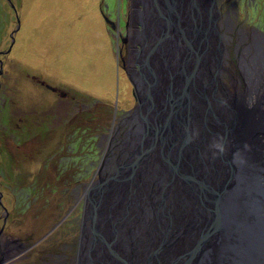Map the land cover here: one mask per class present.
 <instances>
[{
	"label": "rangeland",
	"instance_id": "obj_1",
	"mask_svg": "<svg viewBox=\"0 0 264 264\" xmlns=\"http://www.w3.org/2000/svg\"><path fill=\"white\" fill-rule=\"evenodd\" d=\"M10 1L9 5L8 0H0V52L7 51L10 36L18 27L13 6L22 23L23 39L18 42L16 38L13 55L0 57L4 61V73L0 77V192L7 210L0 205V227L6 218V232L29 238L32 248L25 254L31 257L28 264L38 258H44L43 264H55L58 258L50 262L48 255L58 253L56 249L60 246L65 249L61 252L79 250L73 256L77 260L73 264H92L89 260L111 264L113 257L109 258L108 252L100 247L103 243L98 242L101 238L105 240V232L95 241L98 252L94 251L93 257L89 255L94 239L89 221L84 224L81 236L84 217L89 213L87 194L92 186L111 177V171L123 164L121 159L126 150H133L142 142L137 140L138 135L130 134V140L125 143L127 134H124L118 153L113 156L111 171L105 174L98 169V145L106 135L114 134L122 119L126 118L122 130L126 132L136 116L140 122L151 118L144 111L140 115L143 99L134 74L136 69L131 65L132 54L141 48L132 42L135 32L129 40L128 53L117 36L118 26L124 24L128 11H132L133 21L142 24L144 13L151 18L156 12H142L144 5L138 0ZM214 1L219 11L218 21L227 14L231 20L237 18L238 26L244 23L246 28L264 37V0ZM220 11L224 14L221 17ZM150 18L146 23H152ZM153 22L159 29V23ZM162 48L163 45L161 51ZM120 50L125 54L124 64ZM185 78L184 75L183 81ZM152 90L147 94L148 100L154 98ZM190 96L191 87L185 99L188 101ZM88 148L96 150V165L89 171L85 170ZM79 179L85 185L74 184ZM6 182L11 184L1 186ZM122 185L114 188L119 190ZM110 194L115 195L109 193L108 200L112 201ZM101 210L96 219L103 227L105 210ZM124 221L121 226L126 225Z\"/></svg>",
	"mask_w": 264,
	"mask_h": 264
},
{
	"label": "bare ground",
	"instance_id": "obj_2",
	"mask_svg": "<svg viewBox=\"0 0 264 264\" xmlns=\"http://www.w3.org/2000/svg\"><path fill=\"white\" fill-rule=\"evenodd\" d=\"M138 1L144 5L142 12H150L152 10L156 12L155 17L151 18L148 13H144L145 15L143 14L144 16L142 18L145 21L142 26L144 27H142V33H139L141 36H139L140 39L138 41V43L142 45H140V49H134L137 54L133 50L134 53L132 54L131 59L132 67H138V70H134V74L136 76V81L138 82L141 98L143 99L140 111H144L143 113L150 115L151 118H149V120L150 123L153 124V133L145 138V140L141 134L137 140H143V146L141 147V142H138L135 149L126 150L124 153L125 157L121 159V163L123 164L119 165V168L116 167L114 171H111L113 167L109 170L112 172V176L117 174L116 177L118 179L114 181V185L121 186L123 183H125V185H122V188L120 187L119 190L117 187L112 189L111 193L115 196L110 194L112 201L108 200V207L102 217L103 227L102 225L100 227L103 229L105 227L104 232L107 234V238L111 241L114 239L113 229L115 233L120 232V228H122L120 223L126 220L124 221V223H126V225H124L126 229L123 231L121 236L119 235V237L115 239V247H118L116 253L118 252V255L122 256L125 261H127L128 258L134 259V264H153L151 261L149 263L144 262L145 255L137 257L133 255L131 256V254L127 253L125 249L129 248L131 243L128 241V232L133 230L131 235L135 240L139 241L141 245L139 251L144 254L147 253L148 248H157L160 241L162 243L164 240L171 237L179 238L180 234L183 232L182 225L184 219L187 221L193 217L191 209L192 205L190 200L187 199L190 187L187 185V182L182 175L176 172L173 174L172 171L168 170L167 149L166 151L165 148L164 150H161V145L164 147L167 143H169V141H174L178 134L180 136L182 135L181 142L178 140L175 145L169 144L168 152L169 148H171L173 153L172 156L174 157L173 161L175 163H182L183 167L186 168L185 170H187V168L192 169L194 167L195 174L198 173L201 176H205L208 182L212 186H215L220 181L218 175L224 171V168L222 167L223 163L221 164L217 158V161L214 160L218 151L222 150V152L228 155L225 148L227 145L231 146L230 143H232L233 154H240L241 157L251 158V153L247 154L243 151L244 147L238 144V141L246 137V132H248V128L244 123L247 122V120L241 112L245 110V107L246 110L256 107L260 111V115L264 117V88L261 89L255 81H249L250 85L248 88L251 91V95L245 96L241 93L240 95L236 94L237 92H232L222 82L223 76L221 73L223 72L222 62L224 61V56L222 52H219L218 45L225 41L226 36L222 29L221 20H217L219 11L215 1L204 0L202 6L198 5L197 0H182L183 3L181 0H166V3L165 0H146L147 4L145 3V0ZM168 1L170 4H168V6L171 7L173 11H178L179 13L182 11V15L187 14L189 19H192L193 16L198 14V25L196 29L193 30L192 34L193 43L194 40L196 43L200 41L202 42L201 39L203 31L206 30L208 26L210 27V22L214 19L208 42L201 44L200 51L205 52V54L200 57V62H198L199 67L197 66L199 69L195 75H193V69L197 63V52L195 53L194 51L189 54L186 63V57L179 54V52H182L177 39V30L179 29V26L177 25L178 23H172L173 15L166 11L164 7ZM199 1L202 2L203 0ZM148 17L151 20L153 19L156 23H159V29L158 25H152V23H154L153 21L151 24L146 23V19ZM160 22L163 24L164 28L163 26L162 28L160 27ZM145 23L147 25H145ZM182 23L184 24V21H182ZM146 27L150 29L151 33ZM168 31L169 34L166 35L165 32L168 33ZM196 36L198 38H196ZM133 39V41H135L134 37ZM162 45L166 52V54H164V50L162 48L164 55L161 53ZM184 63L186 64L185 67H183ZM217 64H220L219 72L216 70ZM260 64L264 67L263 61H260ZM260 72L264 75L263 69H260ZM183 74L185 77L187 76L185 81H183ZM262 79L261 85L264 86V76ZM170 85L171 87L168 88ZM189 87H191V96L188 97L189 100L187 101L185 99V95L188 92ZM258 89H260V91H257ZM151 90L152 94L154 92V98L148 100L147 94ZM173 90H176L178 95V100L174 103L175 105H173L169 100L171 95L174 93ZM166 94H168L169 98L166 97ZM173 95L174 97H177L175 93ZM237 98H239V102H237ZM248 100L250 103L254 102V104L251 106L248 105ZM160 101L161 103H159ZM239 103H242L245 107H240L238 105ZM249 110H247L248 114L255 115ZM255 117L258 118L259 116L255 115ZM152 119H155V121ZM181 119H183L186 123L185 128L177 127V123L180 122ZM220 123L223 128L231 127V132L236 134L238 137L236 143L231 141L228 136L225 137V130L222 129L221 126L219 127ZM144 125V121L142 120V122H140L137 116L129 122L131 129L133 127L138 128V126L140 127ZM179 129L184 130L181 131ZM157 131L158 135L155 137L154 134H157ZM232 133H229V135H232ZM130 134L131 132L125 135V143L130 140ZM200 143L201 145H199ZM177 144H179L178 147L181 144L186 147H183L184 149H179ZM262 144L264 145V140ZM149 147L152 151L150 156H144L145 150ZM139 155L141 162L135 160ZM236 155L231 157L230 162L232 165H235L238 161ZM204 164L206 166L205 169L203 168ZM132 165L136 166L133 171H131ZM217 170H219V172H217ZM109 171L106 170V173ZM124 175H129L131 177L129 180L123 181ZM226 175L227 172H224L223 176L225 177ZM241 179L242 186L239 188V200L243 201L245 198V187L247 182L250 181V178L242 175ZM171 180L172 184L168 185ZM166 190L168 191L167 193ZM169 195H172V203ZM161 197L166 198L160 199ZM233 197L231 198V203L229 204L231 207H234V210H236L240 203L235 206L232 202ZM140 198L141 200H139ZM161 200L166 203V208L159 211V208H156V206L159 205L158 203ZM137 201H141L143 206L141 210L136 208ZM100 210L101 209L95 210L96 214H98ZM141 211L145 214H142ZM159 212L163 213H161L158 217L156 213ZM236 213H238V211ZM186 215L189 216L187 217ZM169 222L171 223V226L169 225ZM227 229V235L224 234V231L221 233L222 236H225L226 238L229 237L221 242V245L224 246V248H228V246L233 243V237L231 236L233 229L232 227H227ZM217 232L219 231L216 230L214 234L217 235ZM198 233L199 230L194 229L184 236V252H189L197 243ZM209 240V242L205 241L202 245V253L203 255H206L207 259L205 264H216L217 262H222L223 259L221 255L218 254L220 244L215 239ZM216 244L219 246L217 247ZM184 252L171 253L169 249L164 252L163 263L169 264V260L171 258L176 259ZM106 257L107 256H105L104 259L105 262ZM79 259L80 262L83 261L81 260V256ZM110 262H112L111 264H117L114 257L110 260ZM128 263L129 262H120L118 264ZM92 264H95V262Z\"/></svg>",
	"mask_w": 264,
	"mask_h": 264
},
{
	"label": "water",
	"instance_id": "obj_3",
	"mask_svg": "<svg viewBox=\"0 0 264 264\" xmlns=\"http://www.w3.org/2000/svg\"><path fill=\"white\" fill-rule=\"evenodd\" d=\"M214 1V0H213ZM204 0L201 2L197 0L198 5L202 6ZM166 11H168L170 14L173 15L172 17V23H178L179 29L177 30V39L179 42V47H181L182 52H179L182 56H185V63L187 62V58L189 54L195 51L197 58V63L193 69V75L197 72V66L198 62H200V57L205 54V52L200 51V47L202 43H206L209 40V35L212 29L213 21L210 22V27L206 28V30L203 31L202 34V42H195L192 41V34L193 30L196 29L198 25V14L193 16L192 19L188 18V15H182V11L179 13L178 11H173L171 7H169L167 4L164 5ZM182 21H184V24L181 22H177L178 18ZM192 20V23H191ZM107 22H110L107 19ZM113 25V24H112ZM193 26V27H192ZM114 27V25H113ZM112 27V28H113ZM144 27V26H142ZM142 33V32H141ZM168 35V33H166ZM165 35V36H166ZM167 38V37H166ZM194 39V38H193ZM142 45V44H140ZM218 50L221 53V43L218 45ZM183 64V67L186 66V64ZM216 70L219 72L220 70V64L216 65ZM171 85L168 87L170 88ZM168 92V91H167ZM175 95H177L176 90H173ZM173 93V94H174ZM171 95V97H168V94H166V97L169 98L171 103L175 105L178 100L177 97H174V95ZM240 107H245L242 103L238 104ZM249 110V109H247ZM245 110L241 113L244 114V118L247 120V122H244L245 125L248 128V132H246V137L240 139L238 141L239 145H242L244 147L243 151H245L247 154L251 153V158L248 157H241L240 154L236 155L233 154L232 150V143L231 146L227 145L225 148L227 150V154L224 152L218 151L216 153V156L214 157V160L219 161L222 164V167L224 168V171L221 172L218 177L220 178V181L215 185L212 186L208 180L205 178V176H201L198 173L195 174L194 167L192 169L183 167V164L181 163H175L173 161L172 156V149L168 147L169 144L175 145L176 141H182V135H177V138L174 141H169L164 147L161 145V150L165 151L167 149V163H168V170L172 171V173L176 172L180 175H182L187 185L190 187V191L188 193L189 196H187V199L191 202V209L193 213V217L188 219L187 221L184 219L182 230L183 232L180 234L179 238H168L164 240L160 246H158L155 249H149L147 250V253L142 254L140 250V243L139 241L135 240L134 237L131 235L133 230L129 231L127 236L129 237L130 247L126 248L125 250L127 253L131 254V256H137L140 257L141 255H145L144 262L149 263L150 261L153 262V264H164L163 256L164 252L168 251L170 249L171 253L175 252H184L183 248L185 247L184 239L185 235L189 232H191L194 229H198L199 233L197 235V243L193 246V248L189 252H184L180 254L176 259H170L169 264H205L206 263V255H203L202 253V245L203 243L209 242V239H215L220 244L219 252L218 254L222 257V262H217L216 264H264V145L262 144L264 140V120L263 116L260 115V111L258 108L253 107L249 111L255 115L248 114V111ZM140 115H142L140 111ZM148 117V115H145ZM134 116H132L133 118ZM144 126H138V128L133 127L132 130L127 132L129 134L143 136V139L147 138L149 135H151L152 132V126L153 124L150 123V120L147 118H144ZM221 126L222 129L225 130V134L231 141L234 143L237 142V135L233 134L231 132V127L223 128L222 124H219V127ZM178 128L186 127V123L183 119H181L180 122L177 123ZM184 130V129H179ZM178 130V131H179ZM229 133H232V135H229ZM158 135L154 134L156 137ZM246 142V145H245ZM203 143V142H202ZM147 144V142H146ZM179 144H177L178 147ZM190 145V144H189ZM201 145V143L199 144ZM224 145V144H223ZM140 146H143V140L140 143ZM183 147H186L184 145H180L178 148L184 149ZM191 147V145H190ZM194 147V146H192ZM150 147L145 150L144 156H150L151 153ZM141 153V152H140ZM233 155L237 156V163L235 165H232L230 160ZM143 156V157H144ZM245 156V155H244ZM140 155L136 157V161L141 162L139 159ZM131 158V157H128ZM217 158V159H216ZM148 166V165H146ZM131 168V164H130ZM136 168L135 165H132V170ZM203 168L205 169V164L203 165ZM226 169V170H225ZM147 172V171H146ZM219 172V170H217ZM216 172V173H217ZM224 172H227V175L224 177ZM230 174V175H229ZM117 175V174H116ZM116 175L109 176L108 179H105L94 186H92L89 189L88 200H89V213L84 217L83 221V228L81 230V236L84 233V224L86 221L90 222L91 226V233L93 234L92 237L94 238L93 241L90 244L89 247V255L91 257L94 251L98 252V247L95 245L97 244L95 241L97 240L98 235H101L105 231L102 227L99 226L97 223V216L95 210L102 209L101 211L105 210L108 207V199H109V193L114 189V181H116L118 178ZM146 175V174H145ZM229 175V176H228ZM248 176L250 178V181L247 182L245 187V193H244V200H239V188L242 186V179L241 177ZM131 176L125 175V180H129ZM133 178V176H132ZM134 179V178H133ZM173 180V179H172ZM172 180L168 183V185L172 184ZM133 181V180H132ZM131 181V182H132ZM252 182V183H251ZM141 185V184H139ZM109 187V188H108ZM135 195V194H134ZM234 196V197H233ZM171 197L170 201L172 203V195H169ZM186 197V196H185ZM233 197L232 202L235 204H239L238 208L234 210L233 206L231 207L229 203H231V198ZM166 197H161L160 199H163ZM141 200V198L139 199ZM129 201V200H128ZM159 205L156 206V208H159L160 210H164L166 208V203L164 201H159ZM94 205V206H93ZM110 206V205H109ZM141 201H137V207L139 210L142 208ZM238 211V213H236ZM143 214L144 212L141 211ZM163 212L156 213L159 217L160 214ZM106 214V213H105ZM145 214V213H144ZM190 215V214H189ZM189 215H186L187 217ZM155 217V216H154ZM87 219V220H86ZM169 225L171 226V223L169 222ZM105 226H106V219H105ZM217 226V227H216ZM216 227V228H215ZM227 227H232V237H233V243L228 246V248H224V246L221 245L222 240L227 239L229 237L222 236V232L224 231V234L227 235L228 229ZM204 228V229H202ZM121 231L118 233H115L113 229V240H109L107 237L105 240L103 238L99 239L98 242L103 243L101 245L102 250L108 252V257L111 258L114 257L117 261V264L120 262H129L128 264H134V259H129L125 261L122 256L118 255V247H115L116 241L123 231L126 229L124 226L120 228ZM202 229V230H201ZM201 230V231H200ZM218 230L217 235L214 234V232ZM127 233V231H126ZM220 241V242H219ZM216 243V242H215ZM98 245V244H97ZM217 247L219 246L216 244ZM215 245V247H216ZM127 247V246H126ZM220 257V258H221ZM147 259V260H146ZM98 261V260H95ZM93 260H89V262H95Z\"/></svg>",
	"mask_w": 264,
	"mask_h": 264
},
{
	"label": "flooded vegetation",
	"instance_id": "obj_4",
	"mask_svg": "<svg viewBox=\"0 0 264 264\" xmlns=\"http://www.w3.org/2000/svg\"><path fill=\"white\" fill-rule=\"evenodd\" d=\"M8 2L10 5L11 1L8 0ZM13 9H14L15 14H16L18 27H17V29L14 30L15 33L14 34L12 33L10 36L11 44H10L9 48L7 49V51L5 53L0 52V57L6 56V55H13L12 50L15 47L17 48V46H16L17 45V39H18V42H19V40L23 39V30L21 31L22 23L19 20L20 17H18L19 14L17 15V11H16L15 6H13ZM223 15H224L223 12L220 11V17ZM226 15L227 14H225L224 18L221 20L222 29H223L225 36H226V39H225L226 42L224 41L223 43H221V45H222L221 49H222V53L224 56V61L222 62L223 72L221 73L223 76L222 82L226 85V87L229 90H231L234 93L237 92L236 94L241 93L242 95H245V96L251 95V91L248 88L250 85L249 81H251V82L255 81L260 86L261 89L264 88V86L261 85V81L263 80L262 77L264 75L262 72H260V69H263V71H264V67H262L260 64V61L264 62V37L260 33H258L256 30L246 28L244 23H242V25L240 24L238 26V23L236 22L237 18L235 20H231L228 17V15H227V17H226ZM126 16H127V18H126L124 24L122 26H121V24H119V26H118L119 27V33H118L117 37H119V40L121 42V46L123 48H125L126 53H128L129 52L128 49L130 48L129 40L131 38V35H133L134 32H135V35L133 37H136V33H138L137 34L138 37L135 38V45L140 46L138 41L140 39L139 36H141L140 34L142 32V23H137L138 21L135 22L132 20V11H131V13H130V11H128ZM132 21H133V23H132ZM20 32H22V33L19 34ZM132 42H133V40H132ZM131 46L134 47L133 45H131ZM120 53L122 54L121 60L124 64L125 63V58H124L125 54L123 53V50H120ZM11 60H12V62H14V58ZM122 67L128 73L126 66L123 65ZM135 69L138 70V67H135ZM3 73H4V61L2 59H0V77L3 75ZM231 79H232V81H231ZM136 91H138V90H136ZM257 91H260V89H258ZM253 104H254V102L250 103L248 100V105L251 106ZM125 120H126V118L122 119L120 121V123L118 124L117 128L115 129L113 135L112 134H110L109 136L106 135L105 136L106 139L104 138L105 140H102V142L99 143V145H98V147L100 149V151H98V154L100 157L98 169H101L103 171V173H105L106 170L107 171L110 170L111 167L114 165L115 158H113V156L116 153H118L117 148L120 146L121 142L123 141L124 134H127V132H128V131L122 132L123 128L126 127ZM106 140H107V142H106ZM104 141H105V143H104ZM94 156L95 155H90L87 158V160H89V162H87L85 170L89 171L91 169L92 170L94 169V166L96 165L94 163ZM82 182H83V179H81V182L79 183L80 186L85 185V183H82ZM8 184L10 185L11 183L6 182L5 184H1V186L2 185L7 186ZM84 195L85 194H83V196ZM2 196L3 195L0 192V205L5 211H7L6 208L2 204V201H1ZM7 221H8V219L5 218L2 226L0 227V264H28L29 259L31 257H28L25 254L30 253V250L32 248L29 246V238H24V237H19V236L15 237V236H13V234L6 232ZM58 249H60V254H58L59 253ZM61 250H65V249L61 248V246H60L59 248L56 249V251L58 253L49 254L48 255L49 261L53 262L58 258L55 261V264H73L74 262H77V260L73 259V256L76 254L78 255L79 250H77V253L75 251L70 252V253H68L69 251L68 252H61ZM43 259L44 258L34 259V261H32L33 262L32 264H37V263L43 264L44 263ZM27 260H28V262H27Z\"/></svg>",
	"mask_w": 264,
	"mask_h": 264
},
{
	"label": "trees",
	"instance_id": "obj_5",
	"mask_svg": "<svg viewBox=\"0 0 264 264\" xmlns=\"http://www.w3.org/2000/svg\"><path fill=\"white\" fill-rule=\"evenodd\" d=\"M91 142V141H90ZM93 143V142H92ZM94 144V143H93ZM87 145H88V143H87ZM89 149V148H88ZM90 150V152L87 154V156H86V160H87V158L90 156V155H95L96 154V150L95 149H93V151H91L92 150V148L91 149H89ZM94 153V154H93ZM80 180V179H79ZM79 180H77V181H75L74 182V184H78V183H80V182H78ZM81 181V180H80Z\"/></svg>",
	"mask_w": 264,
	"mask_h": 264
},
{
	"label": "crops",
	"instance_id": "obj_6",
	"mask_svg": "<svg viewBox=\"0 0 264 264\" xmlns=\"http://www.w3.org/2000/svg\"><path fill=\"white\" fill-rule=\"evenodd\" d=\"M26 24V23H25ZM25 28V27H24ZM22 33V32H21Z\"/></svg>",
	"mask_w": 264,
	"mask_h": 264
}]
</instances>
